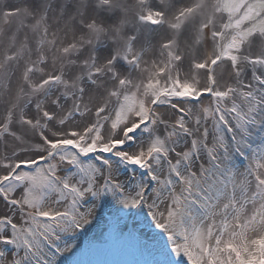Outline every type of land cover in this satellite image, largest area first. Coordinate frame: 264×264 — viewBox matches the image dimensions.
Returning <instances> with one entry per match:
<instances>
[{
    "label": "snow or ice",
    "instance_id": "6c2138e0",
    "mask_svg": "<svg viewBox=\"0 0 264 264\" xmlns=\"http://www.w3.org/2000/svg\"><path fill=\"white\" fill-rule=\"evenodd\" d=\"M262 124L264 0H0V264H264Z\"/></svg>",
    "mask_w": 264,
    "mask_h": 264
},
{
    "label": "rangeland",
    "instance_id": "374dc122",
    "mask_svg": "<svg viewBox=\"0 0 264 264\" xmlns=\"http://www.w3.org/2000/svg\"><path fill=\"white\" fill-rule=\"evenodd\" d=\"M260 117H258L259 119ZM247 143L253 147L264 143V124L250 128ZM237 166H242L240 158H234ZM107 209H101L97 223L86 233L80 235L83 254L80 257L82 264H143L151 259V237L153 229L146 227L143 217L127 216L121 221L125 225L123 235H109L106 223H103ZM141 228L147 230V235Z\"/></svg>",
    "mask_w": 264,
    "mask_h": 264
},
{
    "label": "bare ground",
    "instance_id": "6f19581e",
    "mask_svg": "<svg viewBox=\"0 0 264 264\" xmlns=\"http://www.w3.org/2000/svg\"><path fill=\"white\" fill-rule=\"evenodd\" d=\"M141 231H142V233H145V235H147V230L146 229L141 228Z\"/></svg>",
    "mask_w": 264,
    "mask_h": 264
}]
</instances>
